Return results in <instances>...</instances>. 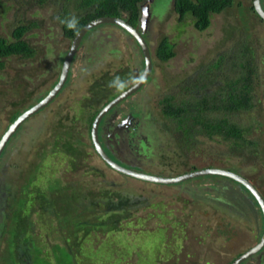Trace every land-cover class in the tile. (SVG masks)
<instances>
[{"label":"rangeland","instance_id":"374dc122","mask_svg":"<svg viewBox=\"0 0 264 264\" xmlns=\"http://www.w3.org/2000/svg\"><path fill=\"white\" fill-rule=\"evenodd\" d=\"M146 2L154 23L150 31L153 53L167 38L175 56L167 62L156 59L151 81L128 101L137 104L123 105L126 110L134 108L144 123L140 148L147 164L137 166V170L177 176L194 167L235 168L264 195V22L251 10L253 0H235L233 7L215 15L209 29L203 32L190 20L179 22L175 0ZM80 3L81 0H0V37L12 40L17 27L28 26L24 40L36 50L32 59L4 60L5 67L0 71V139L14 114L42 99L57 82L71 42L64 26L82 15ZM92 34L109 38L106 51L102 55L93 53L94 60L84 63L79 58L92 48L77 52L72 79L60 96L65 103L57 108V100L53 107L34 117L38 120L34 140L33 120L27 119L10 141L14 148L8 146L2 158L0 264H31L33 258L32 264H36L37 259H52L54 253L56 261L61 257L65 260L64 248L56 249L55 245L66 246L77 255V264H230L240 251L257 241L254 235L259 231L256 221L261 211L246 188L229 185V180L214 176L170 186L139 182L113 172L94 152L87 125L81 126L80 118L85 114L87 117L103 102L93 108L85 103L93 99V94H101L102 87L89 90L93 81L86 82L87 71L99 62L92 76L115 71L103 80L114 85L110 91H120L125 81L137 78L135 72L144 68V61L140 48L119 27L100 25ZM244 44L253 49L259 64L255 107L232 114L229 120L252 127L249 137L258 145L232 149L200 133V127L194 128L197 133L187 144L177 135V124L163 115L161 100L167 93L194 100L203 94L202 90L192 88L189 92L183 87L194 83L201 86L204 80L222 83V74L227 71L213 68L206 73L207 69L222 54ZM201 73L207 76L200 79ZM237 170L232 169L239 173ZM223 185L227 190H205ZM38 186L42 190L54 188L47 191L44 210L34 198ZM237 190L244 193L247 202L240 201ZM119 192L136 200V205L108 209L107 196L113 194L111 199L116 202L114 195ZM206 195L234 199L241 206L216 209L204 201ZM21 217L27 219L25 224ZM18 223L25 227L20 236L15 228ZM261 223L260 218V227ZM25 238L30 243L24 244ZM32 246L41 249L40 256Z\"/></svg>","mask_w":264,"mask_h":264},{"label":"trees","instance_id":"16d2710c","mask_svg":"<svg viewBox=\"0 0 264 264\" xmlns=\"http://www.w3.org/2000/svg\"><path fill=\"white\" fill-rule=\"evenodd\" d=\"M144 1L145 0H81L79 8L80 10H84V12L79 18L74 19L64 26L65 36L69 39H73L81 28L91 20L105 16L118 17L123 13H126L128 21L133 26L139 25L141 16L140 5ZM234 1L235 0H175L174 11L178 14L181 24H185L190 20L198 31L203 32L208 30L211 26L212 18L232 8ZM251 10L258 16L253 5ZM29 30L30 27L22 25L13 31L12 40L0 37V71L5 67L4 60L6 58L20 57L32 59L36 56V50L24 40V36ZM169 43L170 41L167 38L163 39L155 52L157 60L167 62L175 56L174 48L169 45ZM255 59L256 56L253 49L244 44L243 46H239V49L236 48L222 54L219 59L207 69L209 72L206 73H210L213 68L219 69L220 72L223 70L227 71V73L222 74V78L224 79L222 83L218 84L215 80L209 82L204 80L201 86L194 83L193 86L183 87L184 90L189 92H191L192 88H196L200 91L202 90L203 94L200 97L196 96L194 100L191 97L180 99V96L176 94L167 93L161 100L163 104L162 112L166 118L177 124L176 132L179 133L177 135H180L186 143L188 141V143L191 144V139H194L197 133L194 128L200 127L198 130L200 133L211 140H217L218 143H227L232 149H239L244 146H257L258 143L251 140L249 137L253 129L252 127H243L229 120L230 115L237 112L249 111L255 107L254 99L256 96L254 92L255 86L258 84L259 72V64ZM198 76L202 79L203 76L207 75L201 73ZM96 84L97 87L100 86L99 83ZM125 88L126 87L122 88L120 91ZM109 91L107 90V92ZM120 91L112 94L109 100L119 94ZM95 113L96 111H93L87 119L84 118V115H81L86 124L89 120L87 126L88 130L91 128ZM17 115L18 113L14 114L12 121L16 119ZM137 117L140 116L137 115ZM88 134L90 135V132H88ZM212 167V165H209L207 168ZM110 169L121 176H125L112 168ZM193 169L198 170L197 167ZM125 177L130 178L128 176ZM40 188L39 186L36 188L34 198L38 200V204H40V207L44 210L48 199L47 191H52L54 188H44L43 190ZM112 195L107 196L105 204L111 209H117L119 207L127 209L135 206L137 203L133 198L123 197L121 192L114 195V197L117 198L115 202V200L111 199ZM21 220L22 222L24 221L23 224L27 221V219L23 217L20 218V221ZM21 224L22 223H18L15 226L18 236L25 232V227ZM25 243L28 244L30 242L25 238L24 244ZM54 247L60 250L64 248L65 260L61 257L59 263L58 260L56 261L58 256L54 253L52 259L45 257L46 259L44 258V260H42L44 263L37 259L35 261L36 264H77L80 262L79 257L76 258L77 255L71 252L66 246L61 247V245H55ZM32 248H36V255L40 256L41 249L35 246H32ZM82 256L84 257L85 254H82ZM33 259L31 264L33 263Z\"/></svg>","mask_w":264,"mask_h":264},{"label":"flooded vegetation","instance_id":"af4514ba","mask_svg":"<svg viewBox=\"0 0 264 264\" xmlns=\"http://www.w3.org/2000/svg\"><path fill=\"white\" fill-rule=\"evenodd\" d=\"M146 2V0L144 1ZM143 3H141L140 7H142ZM264 7V5H263ZM118 17H126L127 19V15L126 13H123L121 16H118ZM128 21V19H127ZM129 22V21H128ZM130 23V22H129ZM131 24V23H130ZM153 20L152 18L150 17V20H149V23L147 25V30H146V33L144 35L145 39L147 40V43L151 49V52H152V59H153V69H152V72L148 78V80L146 81V83L144 84L143 87L146 86V84L149 83V80L151 81V77L152 75L154 74V70H155V61L156 60V57H155V53H153V44L151 45V42H150V31L153 30ZM110 26V25H109ZM111 26H114V25H111ZM118 27V26H116ZM135 27H139V25H136ZM120 30H122L125 34H126V37L129 39L130 42H135L137 44V42L133 39L132 36H130L129 34H127L123 29H121L119 27ZM93 33V29L91 31H89L87 33V35L83 38V40L81 41L79 47H78V51H85L86 49L88 50V48H92L91 49V52L90 53H86L83 55L82 58H79L78 57V54L76 52L75 54V57L73 58V61H72V65H71V69H70V74H69V78L67 79L66 83L64 84L63 88L60 90V92L57 94V96H55V98L47 105L45 106L44 108L40 109L38 112H36L35 114H33L32 116H30L28 119H31L33 120V122H31V125H32V131L34 133L33 135V138L32 140H34L35 138V135H37V133L35 132L37 130V122L38 120L35 119L36 115H39L41 112L45 111L47 108H49L50 106L53 107L54 103L58 100L57 102V108H60L64 103H65V100H64V97H60L61 94L63 93V91L65 90V87L68 85V83L71 81V76H72V69H73V66L75 65L77 59L79 58L81 60L82 63L86 62V61H90V59H92V61L94 60L93 57V53H96V52H100L101 55L103 54L104 50L106 51V48H107V44L106 42L108 41V37H104L102 38L104 35L103 34H92ZM94 36V37H93ZM74 39V38H73ZM73 39H70V46H71V43L73 41ZM133 40V41H132ZM102 41V42H101ZM104 41V42H103ZM133 44V43H132ZM131 47H133L132 45H130ZM138 46V45H137ZM139 47V46H138ZM69 50V49H68ZM67 54V53H66ZM66 56V55H65ZM65 59V57H64ZM99 59V58H97ZM144 61V60H143ZM63 64V62H62ZM99 63H96V64H92V67H90L91 70L87 71V76L89 77V79H87L86 82H89L91 80L92 84L91 86L89 87L90 91L92 90V88L94 87H97L96 83H99L102 87V93L99 94V95H94L93 94V99L92 100H86L85 103H88L86 104V107H89V108H93L97 105L100 104L99 101H103L100 106H98V109L97 110H94L96 111L95 113V116L93 118V121L96 117V115L99 113V111L107 104L109 103V101H111L112 99L109 100V97L108 95H112V94H115L117 93L116 90H113V91H109V87L113 88V84L109 85L106 81H104L103 79L105 78V76H108V75H111V74H116L115 71L114 72H111L109 74L110 71L108 72H99L100 74H97V75H93L92 76V72L93 71H97L98 68H99ZM62 68V67H61ZM143 70L144 68H142L141 71H137L135 72V74L137 75V78L133 81L131 80H127L125 81V87L128 88L130 85H132L133 83H135L139 77L141 76V74L143 73ZM119 73V72H118ZM61 74V73H60ZM60 78V76H59ZM59 78L57 80L56 83H54V85H52L50 87V89L48 90V92L44 95V97L42 99H40L39 101H37L35 104H33L31 107L39 104L43 99H45L49 94L50 92L55 88V86L57 85L58 81H59ZM90 82V83H91ZM107 85V86H105ZM99 87V86H98ZM105 87L108 89L109 92H107V90H105ZM142 87V88H143ZM125 88V89H126ZM82 88L79 89V92L81 91ZM123 89V90H125ZM122 90V91H123ZM141 90V89H140ZM139 90V91H140ZM78 91V90H77ZM120 91V92H122ZM138 91V92H139ZM119 92V93H120ZM137 93H135L134 95H136ZM118 95V94H117ZM116 95V96H117ZM132 95L131 97H129L128 99H126L125 101L121 102L119 105H117L115 108H113L109 113H107L105 115V117L103 118L101 124H100V127H99V134H100V139L102 141V144L104 145V147L106 148L107 152L109 153V155L115 159L117 162H119L120 164H123V165H126L130 168H133L135 170H137V166H145L147 163H146V156L144 155H141V148H140V144L141 142L144 140V135L145 134H142V131H144V123L142 122V117H137V113H136V110L133 108V109H129V110H126L123 105L125 103H127L128 105L129 104H137L136 102H128L130 99L133 98ZM115 96V97H116ZM95 97V98H94ZM105 98V99H104ZM81 104L84 105V102L83 100L79 101ZM31 107H29L28 109H30ZM28 109H26L25 111H27ZM23 111V112H25ZM21 113H18L17 117L20 115ZM45 114V112H44ZM90 114H88V116L86 117V114L84 116V118H89ZM16 117V118H17ZM35 117V118H34ZM35 119V120H34ZM16 119H14L10 125L15 121ZM27 122V120L24 122V124ZM80 123H81V126L82 124L84 125V122L82 117L80 118ZM88 123H89V120H88ZM88 123L86 124L88 126ZM92 124L93 122L91 123V128H92ZM9 125V127H10ZM23 125V124H22ZM22 125L16 130L15 134L17 132H19L21 130V127ZM8 127V128H9ZM88 128V127H87ZM91 128L89 129V132H90V138H91ZM8 130V129H7ZM6 130V131H7ZM5 131V132H6ZM83 131V127H81V132ZM4 132V134H5ZM4 134L2 135V137L4 136ZM14 134V135H15ZM14 135L12 136V138L14 137ZM1 137V138H2ZM11 138V139H12ZM143 138V140H142ZM11 139L9 140V142L7 143V146L4 148L3 152H2V155H1V159H0V166H1V161H2V158L4 157V155L6 154V151H7V148L8 146L9 147H13V145H11ZM1 140V139H0ZM31 140V142H32ZM10 144V145H9ZM93 145V144H92ZM95 150V149H94ZM106 164V163H105ZM106 166H108L106 164ZM111 168V167H110ZM216 168V167H215ZM232 169L234 170H237L235 168H229L228 170H231ZM140 171V170H138ZM239 172V174H241L243 177H245L242 173L241 170H237ZM247 178V177H245ZM226 179V178H225ZM248 179V178H247ZM226 180H229V179H226ZM249 181H251L253 184L254 182L251 180V179H248ZM229 185H233L232 183H235L236 185L238 184L237 182L233 181V180H229ZM240 185V184H239ZM256 186V184H254ZM225 185H223L222 187L220 186H213V187H210V188H205L206 189H212V188H218V189H221V188H225L224 187ZM242 186V185H241ZM230 187H234V186H230ZM245 188V187H244ZM226 189V188H225ZM258 189V188H257ZM227 190V189H226ZM229 191V190H228ZM238 192V195L240 197V201L242 202L243 200H245L247 202V197L244 195V193L240 192V190H237ZM226 193V192H225ZM225 193L222 196L225 195ZM262 194V193H261ZM263 195V194H262ZM208 196V197H206ZM204 197V201L206 202H210L212 203L213 206H216V209H221V207L223 206H230V207H233V208H236V207H240L241 204L239 203H235L234 199H232L233 201H230L226 198H224L227 202L224 201V199L221 198V200L219 199L220 197H211L210 195H206ZM264 197V195H263ZM209 198H212L209 200ZM254 198V197H253ZM207 199V200H205ZM251 199V198H250ZM223 201V205H221V202ZM255 201V204L258 206V203L256 202V200L254 199ZM238 209V208H237ZM238 213L240 215V212L238 210ZM261 215H258L257 216V221H256V224L258 225V230L259 231H256V234L254 235L255 238H257V241H254V243L248 247L247 249L245 250H242L240 251L237 256L232 260V262L237 259L239 256H241L243 253L247 252L248 250L252 249L253 247L257 246L260 241L262 240L263 238V235H264V216L262 213H260ZM242 219L243 217L240 216ZM260 218H261V227L260 225L258 224L259 221H260ZM261 232V233H260ZM231 262V263H232ZM230 263V264H231ZM241 264H264V246L263 248L255 253L253 256H251L250 258L246 259L243 263Z\"/></svg>","mask_w":264,"mask_h":264},{"label":"water","instance_id":"95a60500","mask_svg":"<svg viewBox=\"0 0 264 264\" xmlns=\"http://www.w3.org/2000/svg\"><path fill=\"white\" fill-rule=\"evenodd\" d=\"M253 7L255 12L264 22V7L262 0H253ZM150 17H151L150 5L148 2H146V4H143L141 7L139 27H135L132 24H130L127 21L126 17H111V16L99 17L85 24L74 37L71 46L65 56V59L63 60L60 78L55 88L39 104L31 107L25 112H22L16 118V120L10 125L8 130L5 132L4 136L1 138L0 159L4 148L7 146V143L15 134L16 130L30 116H32L40 109L47 106L63 88L64 84L69 78L73 58L75 57V54L78 50L81 41L87 35V33L100 25H114L123 29L127 34L132 36L133 39L137 42V45L141 50V54L144 60V70L141 76L139 77V79L135 83L130 85L128 88H126L125 90L120 92L116 97H114L111 101H109V103H107L96 115L91 128V141L97 155L104 161V163H106L109 167H111L115 171L119 172L122 175L128 176L130 178L142 182L170 186V185L180 184L186 181L199 180L210 176L223 177L229 180H233L238 184L242 185L243 187H245L247 191L254 197V199L258 203L261 213L264 216L263 195L251 181H249L247 178L243 177L241 174L237 172L224 168L212 167V168H203L194 171H189L177 176H161V175L151 174L144 171H138L126 165L120 164L119 162H117L118 160L116 161L109 155L106 148L102 144L99 134V127L105 115L109 113L117 105H119L121 102L125 101L126 99L137 93L144 86V84L146 83L152 72L153 64H154L152 59V52L147 43V40L144 37ZM263 246H264V235L262 240L257 246L243 253L241 256L235 259L231 264L243 263L246 259L250 258L255 253L259 252L263 248Z\"/></svg>","mask_w":264,"mask_h":264}]
</instances>
